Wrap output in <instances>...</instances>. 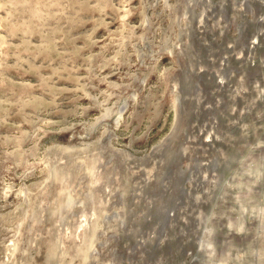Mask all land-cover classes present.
I'll list each match as a JSON object with an SVG mask.
<instances>
[{
    "label": "rangeland",
    "instance_id": "374dc122",
    "mask_svg": "<svg viewBox=\"0 0 264 264\" xmlns=\"http://www.w3.org/2000/svg\"><path fill=\"white\" fill-rule=\"evenodd\" d=\"M0 264H264V0H0Z\"/></svg>",
    "mask_w": 264,
    "mask_h": 264
}]
</instances>
